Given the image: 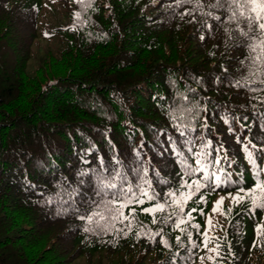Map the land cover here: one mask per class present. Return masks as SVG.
<instances>
[{
	"label": "trees",
	"instance_id": "trees-1",
	"mask_svg": "<svg viewBox=\"0 0 264 264\" xmlns=\"http://www.w3.org/2000/svg\"><path fill=\"white\" fill-rule=\"evenodd\" d=\"M214 2L202 0V11L223 22L201 11L182 18L194 5L176 7L175 0H0V264H201L200 257L212 264L190 224L183 227L200 245L195 249L172 222L159 223L166 213H155L153 225L152 214L136 212L131 230L125 221L104 232L80 216L90 212L84 197L100 199L92 173L101 158L133 183V169L146 167L161 196L179 186L168 138L180 143L173 117L185 104L208 108L205 135L223 143L236 161L228 170L243 173L245 188L255 183L236 136L264 146V91L232 86L248 76L246 38L223 9L207 7ZM205 114L193 121L194 135ZM225 115L247 119L232 120L229 132ZM257 163L264 168V159ZM228 191L236 188L188 201L185 211L198 209L192 223L201 232ZM200 196L205 203H197ZM249 207L248 200L225 199L212 216L210 235L218 239L209 247L219 243L223 257L216 264H264V234L256 232L264 210ZM161 229L155 238L145 235Z\"/></svg>",
	"mask_w": 264,
	"mask_h": 264
},
{
	"label": "snow or ice",
	"instance_id": "snow-or-ice-1",
	"mask_svg": "<svg viewBox=\"0 0 264 264\" xmlns=\"http://www.w3.org/2000/svg\"><path fill=\"white\" fill-rule=\"evenodd\" d=\"M77 2L83 4L84 0H77ZM188 4H193L194 7L184 12L182 18L184 15H189L195 19L193 14L201 11L202 15L223 22L224 18L220 15H214L211 11H202L205 7L202 0H175L176 7ZM207 7L223 9L227 13V21L236 23V31L239 32L240 36L246 38L244 46L248 49V76L242 80L235 81L232 86L247 89L253 93L264 91V0H215L214 3L207 5ZM75 15L78 18L80 14L76 13ZM241 22L246 24V28L240 26ZM204 26L209 30L212 29V25L208 24L206 20L204 21ZM226 31L229 30L226 29ZM229 35L231 38L230 33ZM200 38L204 40L205 36L201 35ZM253 85H259L260 87H253ZM183 100L188 101V97L184 96ZM260 102L264 103V99H261ZM180 111L182 114L178 119L173 117L174 120H177L173 127L180 143L177 144V141L173 140L171 136L168 138L169 146L175 157L173 162L179 165L181 170L178 173L180 175L179 186L177 188H169L161 196V193L156 191L152 181L148 178V169L146 167L133 169L136 176V183H133L121 168L111 166L106 168L104 160L101 158L100 171L93 170L92 173L95 177V195L100 199L95 200L84 197V200L89 202L90 212L87 216H80V219H87L89 223L95 222L96 228L100 229L101 232L114 228L117 223L123 224L125 221H128L126 227L131 230V218L135 216L136 208L154 201L155 203L151 207L141 208L143 213L153 215L152 224L158 223L155 213H166L159 223L168 224L172 222L175 228L187 235L189 244L195 249L200 247V245L193 240V233L183 227V225L190 224L191 228L195 229L200 236L203 248L210 253L207 258L212 264H216V259H222L223 257L219 243H216L214 247H209L213 240L218 239L210 235L213 227L212 216L220 211L225 199H229L233 205L245 200L250 201L249 212H254L256 209L264 210V180L261 179V176L264 175V168H261L257 163V159H264V146L258 147L248 136H245L243 140H241L240 136H236V143L240 145L241 151L245 154V159L255 181L252 187L245 188L241 179H239L243 173H234L228 170L233 167L236 161L229 157L223 143L218 142L214 145L213 141L205 135L209 128L207 121L209 116L212 115L208 108H201L199 103L191 106L185 104ZM202 112L206 114L202 117L203 123L199 125L200 132L198 135H194L197 132V128L193 126V121L200 120ZM221 119L229 126V132H234L231 126L232 120H246L247 118L232 117L230 120L228 115H225ZM240 126L244 127L243 124ZM136 156L139 158L140 153L137 152ZM113 160L116 165H120L121 162L118 158L114 156ZM136 162L143 163L139 159ZM80 175L86 176L88 173L82 172ZM233 175H236L238 179L234 180ZM83 182L81 180V184ZM233 187L236 188L235 194L228 191L227 196H220L214 203L212 212L206 221L205 230L201 232L200 225L192 223L195 219L192 213L197 212L198 209L192 208L187 212L185 211L188 201L205 190L216 192L217 190H226ZM79 195L83 196V193H79ZM197 203H205V197L200 196ZM125 209H128L127 215H125ZM231 211L232 208L229 207L228 212ZM199 214H204L203 209H199ZM221 214L226 215L225 213ZM92 230L90 228L84 229L85 232ZM117 231H123V229H117ZM162 231L163 229L154 234L145 233V235L148 238H155L160 236ZM256 232L258 236L264 234V225H258ZM124 234L127 235V232ZM137 238H140V233H137ZM176 240L181 243L182 247L184 246L180 236H177ZM160 243L166 245L167 241L161 239ZM252 246L256 247L255 242ZM228 254H232L230 246ZM204 259L205 257H200L201 264H203Z\"/></svg>",
	"mask_w": 264,
	"mask_h": 264
},
{
	"label": "rangeland",
	"instance_id": "rangeland-1",
	"mask_svg": "<svg viewBox=\"0 0 264 264\" xmlns=\"http://www.w3.org/2000/svg\"><path fill=\"white\" fill-rule=\"evenodd\" d=\"M218 200V199H217ZM146 207H149V203H145L144 205H142L141 207H137L136 208V212L143 215L145 218H146V214H142L143 212L141 211V208H146Z\"/></svg>",
	"mask_w": 264,
	"mask_h": 264
}]
</instances>
